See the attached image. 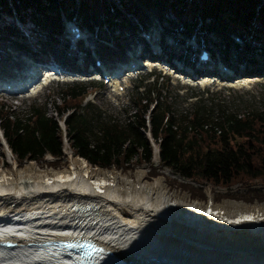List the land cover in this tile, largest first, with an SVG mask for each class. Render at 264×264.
I'll use <instances>...</instances> for the list:
<instances>
[{
  "label": "bare ground",
  "instance_id": "6f19581e",
  "mask_svg": "<svg viewBox=\"0 0 264 264\" xmlns=\"http://www.w3.org/2000/svg\"><path fill=\"white\" fill-rule=\"evenodd\" d=\"M126 18L117 23L124 28L117 27L116 42L85 38L69 49L66 38L49 36L45 28L31 42L40 45L41 35L50 39L55 49L44 59H53L51 53L56 51L67 56L66 52L73 64L83 68L96 54L104 65L108 63L104 56L117 43H130L127 53H132L141 41L137 26ZM161 27L157 33L150 30L155 52L174 53L172 63L192 70L180 58L187 50L183 36L175 38ZM216 33L206 30L202 35L203 43L211 44L213 61L225 62L232 73L245 71V58L220 54L221 34ZM205 79L200 75L195 80ZM23 163L0 169V239L12 241L11 246L0 245V264H80L81 258L90 264H264V202L225 198L209 204L189 200L185 192L172 196L164 175L147 179L142 169L130 175L93 167L77 155H68L59 168L40 167L32 160ZM56 238L91 240L98 248L82 255L70 247L41 244Z\"/></svg>",
  "mask_w": 264,
  "mask_h": 264
},
{
  "label": "trees",
  "instance_id": "16d2710c",
  "mask_svg": "<svg viewBox=\"0 0 264 264\" xmlns=\"http://www.w3.org/2000/svg\"><path fill=\"white\" fill-rule=\"evenodd\" d=\"M135 1L167 7L182 25L195 24L208 14L217 24L205 26L247 34V43L236 46L238 51H249L254 42L264 49V0H0V14H13L28 19L33 26L56 30L58 10H62L87 25L93 21L105 27L126 20L124 11L136 17ZM0 28L12 36L18 33L11 24H1ZM250 62L264 64L255 57ZM89 82H63L57 90L58 100L51 97L49 101L50 113L44 103L36 101L22 111L0 103V132L17 165L30 159L39 163L45 153L55 156L50 163L54 168L65 164L60 152L61 129L55 118L63 115L67 147L91 165L121 171L145 164L151 178L162 175L160 169H168L184 179L170 177L169 181L201 200L205 197L204 183L224 188L239 183L245 190L216 192L213 200L230 197L246 203L255 202L253 199L264 202V107L238 112L219 103L213 108L198 99L190 108L175 112L163 87L167 79L155 77L140 82L141 90L138 86L131 90L129 104L116 118L104 115L88 100L82 102L88 89L99 84ZM146 128L158 148L155 165L149 159ZM255 182L261 187L251 186Z\"/></svg>",
  "mask_w": 264,
  "mask_h": 264
},
{
  "label": "rangeland",
  "instance_id": "374dc122",
  "mask_svg": "<svg viewBox=\"0 0 264 264\" xmlns=\"http://www.w3.org/2000/svg\"><path fill=\"white\" fill-rule=\"evenodd\" d=\"M133 9H134V12H136V15H137L136 17H133L129 12H126L125 15H127L135 25L137 24L134 21L137 20V18L139 19V22L142 21V23H146V25L150 24L151 30H153L155 33H157L159 29L162 28L161 27L162 25L164 29L166 28L165 31L170 32L171 34L173 33L174 34L173 36L175 38L178 36H185V34H189V35L195 34V33L200 34L201 38L200 39L197 38L198 41L200 42V40L201 41L203 40V37H202L204 33L203 29L207 30L204 27L198 28L197 26H195V27H191L187 29L186 30L187 33H183L180 31H179L180 33L176 32L177 31L176 29L178 28V21H176L177 19L174 16L175 15L178 16V15L175 14L173 16L172 13L170 12L171 10H168L167 7L162 6V5L159 7L157 4H154V3L153 4H149V3L143 4L140 1H136L133 4ZM156 17L158 18V22L156 21L157 19ZM160 17L161 19L159 20ZM206 21H208L207 18H203L201 23L206 22ZM24 22L26 26L25 28L33 29L32 26L27 23V21H24ZM152 22H156V23H152ZM115 27H118L119 29L124 28L123 24L120 25V24L115 23L104 29L99 28V27L98 28L93 27L92 31L94 33L95 29L97 30L100 29L103 32V34L106 33L107 35L111 36L112 31L113 29H115ZM207 31H214V30L211 29ZM37 35L38 34L36 33L35 38ZM31 39H34V38H31ZM219 42H220L219 43L220 54L223 51V49L227 47L229 58L230 57L235 58L234 56L240 57V54L234 49L232 42L228 46L225 44L222 35H221V39ZM5 45L7 44L0 43V62H1L0 64L2 65L3 64L8 65L7 63H4V61H6L4 59L6 55H9L11 60H14L15 59L14 57H17L18 55V52L14 53L15 51L13 49H11L9 52L7 50H4L3 47ZM253 51L254 53L252 55L259 56L261 58L264 57V52L262 50H259L257 47L253 48ZM56 52L51 53V55L52 57H55V58L58 57L57 60L59 62H61L62 64H69V65L72 63L67 56L65 55L58 56ZM242 54L244 55V53H241V55ZM11 55L13 58L11 57ZM255 69H256L255 70L256 72L260 71L259 75L254 74L253 76L252 75L243 76L244 78L241 79V81H236L237 78L232 79V77L231 78H221L220 77V78H217L213 82H210L209 78H207L205 79L204 82H196V80H192V82L185 83L180 80H177L176 78H172L171 76L166 74V76L164 77L168 80V82L167 84L165 82L163 87L165 88V90L168 91L169 100L171 101L173 110L175 112L184 111L187 108H190L196 99L203 101L205 104H207L208 106H212L213 108L215 107V104L219 103L220 105L221 104L225 105L227 109L229 110H236L238 112H242L244 111V109H247V108L260 109L261 107H264V67H258ZM159 70H160L159 66L154 67L151 73L152 74L157 73L159 72ZM141 74L145 75L146 72L142 71ZM135 76H137V74H133V73H131L129 77H125V75H120L119 79H121L122 81H120L119 82L120 84L117 86H114L113 84L109 85L108 82L106 83L103 82L102 85L99 88H97L95 91L88 93L84 97L83 101L88 99L98 108L100 107L99 109L102 110L104 115L109 114V115H113L116 118H119L122 116L123 108L127 106L128 104L127 102H128L129 94L131 93L130 92L131 86L134 85L138 81ZM61 81L62 80H49V82H47L45 85L39 87L36 93L30 94L27 96L21 93H18V92L10 93V92H5V91L4 92L0 91V103L4 104V106L5 105L8 106L9 109H13L14 111L16 110L22 111L23 109H25L28 103H30L31 101H36L37 103H42V104L44 103L45 107H47V112L50 113L52 111L50 109L51 107H50L49 101L51 97H54L56 100H58L57 90L61 85H63ZM120 86L122 87L121 89H119ZM62 151L65 152V154L62 157L64 160H66V162L68 159V155H74L73 152L70 151V149H68L66 145H63ZM31 160L32 159H30V161ZM50 160H51V156L45 155L41 159V161L37 164H39L40 167L41 166L42 167L55 166V165L50 164L51 162H49V164L46 163ZM30 161L28 160V162ZM24 164L25 163H22L21 165L23 166ZM14 165L16 164L15 163L13 164L12 154H9V151L5 150L0 140V169L2 168L7 169L10 167H13ZM62 165H64V163L57 165V166L59 167ZM89 165L91 164L89 163ZM91 166L96 167L94 165H91ZM111 167L113 169H116L113 166ZM137 169H142L143 171H145L146 178L152 179L147 171L148 166L145 164L138 165V166L135 165L133 169L131 170L130 169H121V171L119 169H116V170L119 172L133 175L135 173V170ZM160 170H161L162 175L165 174L164 182L165 183L167 182L166 185L168 188V192L171 193L172 196L179 194V192H182V193L185 192L186 198L189 200L192 199V200L200 201L202 203L204 202V203L210 204V202L214 203L219 200L221 201L222 198H220L219 200H213L214 198L212 199L214 193L216 192L236 193V192L245 190L244 187L241 186L239 183L232 184L229 187H225V188L217 186V185H210V184L204 183L202 185V188H203V191H205V197L201 200V199H198L197 197L196 198L191 197L189 195V192L180 189L175 182L169 181L170 177L176 178L177 180H184L180 176L178 177L177 175L172 174L170 170L167 173H165L164 169H160ZM194 183L201 185L197 182H194ZM251 186L253 187L255 186L259 188L261 187V184L255 182ZM253 201H257V200L253 199ZM260 201H263V200H260ZM119 212H123L121 208L119 209Z\"/></svg>",
  "mask_w": 264,
  "mask_h": 264
},
{
  "label": "water",
  "instance_id": "95a60500",
  "mask_svg": "<svg viewBox=\"0 0 264 264\" xmlns=\"http://www.w3.org/2000/svg\"><path fill=\"white\" fill-rule=\"evenodd\" d=\"M56 243H59V242H56ZM55 243V244H56ZM69 243H72V244H74V242H69ZM94 248V247H93ZM95 248H97V247H95ZM91 250H86V251H83V253H86V254H84V255H87V254H89V252H90ZM83 261H81L82 263L81 264H90V263H88V260H85V259H82Z\"/></svg>",
  "mask_w": 264,
  "mask_h": 264
}]
</instances>
